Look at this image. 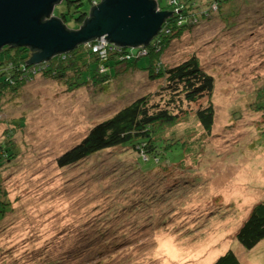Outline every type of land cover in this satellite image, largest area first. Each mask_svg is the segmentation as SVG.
Wrapping results in <instances>:
<instances>
[{"label":"rangeland","instance_id":"1","mask_svg":"<svg viewBox=\"0 0 264 264\" xmlns=\"http://www.w3.org/2000/svg\"><path fill=\"white\" fill-rule=\"evenodd\" d=\"M229 2L223 12L235 3ZM260 3L252 2L244 8L237 18L240 24L231 29L215 14L173 38L161 55L160 60L168 68L191 56L199 58L202 69L214 77L216 87L211 101L215 122L210 136L204 133V139L195 140L204 132H199L194 118L201 103L185 105L189 111L187 121L177 128L181 137L200 141L202 150L198 157L205 158L204 167L200 164V174L206 181L199 188L194 181L198 177L188 181L191 185L184 191L188 194L185 212L176 211L181 204L176 205L172 219L175 222L157 232L149 231L144 236L149 237L143 248L113 249L112 253L88 246L81 249L74 241L79 233L75 229L85 227L74 228L73 223L89 207L80 208L90 196L86 189L102 185L104 199L112 195L114 201L122 193L108 189L122 186L123 178L118 174L107 175L105 181L101 179L98 183L94 171L89 173L85 164L63 170L55 160L96 123L143 95L156 93L167 84L165 79L151 81L148 72L129 71L123 79H114L109 91L102 94L91 84L69 90L66 84L38 74L22 86L19 95L7 92L0 103V143L6 140L9 131H14L12 141L22 145V152L15 166L6 167L8 171L1 176L9 198L15 202L16 214L0 226V264H211L230 248H238L243 264H264V241L250 251L240 243L237 247L235 242L236 233L253 207L264 201V146L258 144L264 134V112L254 110L252 100L264 85V26L251 18L257 14ZM57 6L59 13L66 10V4ZM105 45L106 40L100 39L96 52H103ZM148 61L149 57L140 62L143 66ZM126 71L124 66L118 67L119 76ZM203 104L207 105L208 100ZM19 121H25V127H15ZM193 127L197 128L191 131ZM204 146L209 153L204 154ZM112 151L115 155L120 152L111 149L93 158L96 171L103 173L120 164L111 158ZM106 158L108 162L103 161ZM189 166L185 161L171 171H187L183 167ZM188 170L193 168L190 166ZM188 183L174 188L182 192L181 188ZM201 209L204 210L200 215L192 212ZM205 209L219 210L207 218L206 214L203 216ZM170 216L172 211L164 212L160 221ZM200 217L204 220H197ZM148 219L158 226V219L150 215ZM176 230L193 232L183 239Z\"/></svg>","mask_w":264,"mask_h":264},{"label":"trees","instance_id":"2","mask_svg":"<svg viewBox=\"0 0 264 264\" xmlns=\"http://www.w3.org/2000/svg\"><path fill=\"white\" fill-rule=\"evenodd\" d=\"M155 1L160 11L171 12L172 16L166 19L151 44L144 47L148 52L145 56L140 55V47H124L111 43L103 52H96L99 39H92L80 44L73 51L58 54L48 61L34 65L30 64V60L35 51L30 48L7 46L0 51V103L9 93L19 95L22 86L38 74L66 84L69 90L91 84L94 88H99L100 91L97 92L102 94L109 91V84L114 79H123V75L129 71L134 73L145 71L148 72L151 81L165 79L167 83L156 93L143 95L117 110L108 119L96 123L79 142L71 145L56 158V165L63 170L67 168L74 170L80 164H85L89 173L94 171V178L96 175L94 180L98 183L105 181L107 175L118 174L123 178L120 183L122 186H112L108 189L117 190L118 194L122 193V196H117L114 201L111 199L112 195L108 200L104 199L105 191L102 185L86 189L90 196L83 200L80 208L84 210L85 207H89L81 214V219L73 223L74 228L85 227L75 229V232L78 233L79 230V233L74 240L83 250L88 246L93 250L103 248L112 253L113 249L132 250L145 247L149 236H144L150 233L149 231L157 232L168 227L169 222H175L172 219L176 205L181 204L176 211L185 212L183 208L187 205L188 194L184 191L191 185L188 181L198 177L194 181L199 188L205 180L200 174V164L203 166L205 158L198 156H201L200 141L204 139V133H207L205 136H210L213 132L215 107L211 98L215 92V81L213 76L202 69L196 56H191L173 67H165L160 58L172 39L180 37L185 31L192 30L205 20H210L215 14L222 18L227 29H231L240 24L237 18L252 2L257 5L262 1L258 5L257 14L251 18L253 22H259V25L264 26L263 0ZM228 1L229 4L233 1L235 3L223 12L222 9ZM100 2L101 0H65L62 4H66V10L59 13L55 8L52 16L62 20L69 30H77L89 17L93 7ZM148 57L149 61L142 66L140 61ZM93 64H96L95 68ZM119 66H124L127 70L122 77L118 74ZM205 100H208L207 105L203 104ZM252 100L254 110L264 112V85L257 90ZM197 103H201V106H198L194 118L198 122L199 132L204 131L195 138L200 140L199 142L181 137L177 128L187 121L189 111L185 105L190 107ZM15 125L23 128L25 121L15 122ZM195 128L197 127L191 128V131ZM13 134L14 131H9L6 140L0 143V226L16 214L15 202L9 198L1 178L2 173L8 171L6 167L15 166L21 156L22 145L12 141ZM258 144L264 146V134L258 140ZM205 146L203 152L207 154L209 151ZM111 149L120 151L116 155L114 151L110 152L111 158L117 159L120 164H114L103 173L96 171L93 158L98 154H106ZM116 156L119 157L115 158ZM108 160L109 158H106L103 161ZM185 161L193 168L192 171L188 170L190 166L183 167V170L187 171L180 172L177 169L171 171L172 167L175 169L177 165L182 166ZM196 165H199V168ZM187 183L188 186L181 188L182 192L174 188ZM231 191L234 192L235 187ZM203 210L192 212L200 215ZM218 210L205 209L203 216L206 214L208 218ZM169 211H172V216L166 221H160L163 213ZM148 215L159 220L158 226L149 221ZM204 217L197 220L203 221ZM176 231L183 239L193 232ZM263 241L264 201L253 207L249 217L241 225L235 242L237 247L240 243L243 248L250 251ZM93 242H97L96 245L92 244ZM57 257L55 260L58 263ZM211 264L243 262L238 248H230Z\"/></svg>","mask_w":264,"mask_h":264},{"label":"water","instance_id":"3","mask_svg":"<svg viewBox=\"0 0 264 264\" xmlns=\"http://www.w3.org/2000/svg\"><path fill=\"white\" fill-rule=\"evenodd\" d=\"M65 0H0V51L7 46L34 52L30 64L73 51L92 39L105 38L124 47L148 44L171 12L160 11L155 0H101L77 30H69L55 7Z\"/></svg>","mask_w":264,"mask_h":264},{"label":"clouds","instance_id":"4","mask_svg":"<svg viewBox=\"0 0 264 264\" xmlns=\"http://www.w3.org/2000/svg\"><path fill=\"white\" fill-rule=\"evenodd\" d=\"M155 37H156V36H155ZM155 37H154V38H155ZM154 38H153V39H154ZM100 39H102V40H106L105 38H100ZM153 39H152L148 44L139 46V47H140V55L145 56L146 54H148L147 51L144 52V50H145L144 47H147L149 44H151V42L153 41ZM99 42H100V40H99ZM108 44H109V43H106L105 47L108 46ZM115 45H116V44H115ZM105 47H104V48H105ZM96 49H97V47H96ZM97 50H98V49H97ZM248 217H249V216H248ZM239 230H240V228H239ZM239 230H238V232H239ZM238 232L236 233V238H237V234H238Z\"/></svg>","mask_w":264,"mask_h":264},{"label":"flooded vegetation","instance_id":"5","mask_svg":"<svg viewBox=\"0 0 264 264\" xmlns=\"http://www.w3.org/2000/svg\"><path fill=\"white\" fill-rule=\"evenodd\" d=\"M55 8H57V7H55ZM106 43H111V44H114V43L110 42L109 40H106Z\"/></svg>","mask_w":264,"mask_h":264},{"label":"crops","instance_id":"6","mask_svg":"<svg viewBox=\"0 0 264 264\" xmlns=\"http://www.w3.org/2000/svg\"><path fill=\"white\" fill-rule=\"evenodd\" d=\"M200 264V263H199Z\"/></svg>","mask_w":264,"mask_h":264}]
</instances>
